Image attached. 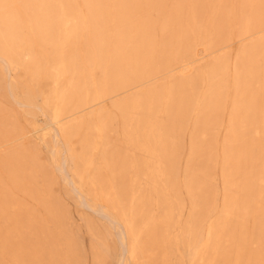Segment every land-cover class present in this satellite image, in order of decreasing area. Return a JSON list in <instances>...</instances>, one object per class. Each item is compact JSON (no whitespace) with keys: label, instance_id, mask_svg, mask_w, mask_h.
I'll return each instance as SVG.
<instances>
[{"label":"rangeland","instance_id":"rangeland-1","mask_svg":"<svg viewBox=\"0 0 264 264\" xmlns=\"http://www.w3.org/2000/svg\"><path fill=\"white\" fill-rule=\"evenodd\" d=\"M56 111L128 264H264V0H0V264H118Z\"/></svg>","mask_w":264,"mask_h":264},{"label":"bare ground","instance_id":"bare-ground-1","mask_svg":"<svg viewBox=\"0 0 264 264\" xmlns=\"http://www.w3.org/2000/svg\"><path fill=\"white\" fill-rule=\"evenodd\" d=\"M35 107L43 111L44 103L43 102L38 103L36 104ZM60 118L61 116L56 111L54 113V122H53L54 130L52 131V133L54 132V135L52 134L54 136L53 137L54 142L52 145V161L56 169L60 173L62 179L65 181V183H67L70 186L71 191L75 193L80 200L83 201V204L85 206H88L96 213L103 214L104 217L109 219L110 222L112 221L113 224L115 225V228L120 231L119 244H120L121 253L118 264H128V262H130L129 255H130L131 232L129 228L121 220L115 218V216L108 210V208L105 205L102 204L96 205V203L92 205L91 204L92 201L89 199V197L84 191L82 180L70 176V172H69L70 165L75 162L73 155L74 151L71 140H69V137H67V134L64 131V129H62V127L59 126V124H61ZM60 143H62L63 145L62 153L60 152V148H59Z\"/></svg>","mask_w":264,"mask_h":264}]
</instances>
